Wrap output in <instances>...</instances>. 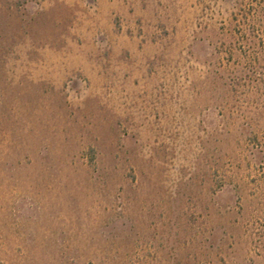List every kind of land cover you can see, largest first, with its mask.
<instances>
[{
	"label": "rangeland",
	"instance_id": "rangeland-1",
	"mask_svg": "<svg viewBox=\"0 0 264 264\" xmlns=\"http://www.w3.org/2000/svg\"><path fill=\"white\" fill-rule=\"evenodd\" d=\"M0 264H264V0H0Z\"/></svg>",
	"mask_w": 264,
	"mask_h": 264
}]
</instances>
